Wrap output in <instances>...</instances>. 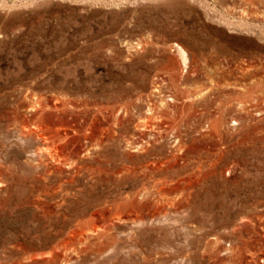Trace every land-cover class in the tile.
Returning a JSON list of instances; mask_svg holds the SVG:
<instances>
[{
  "label": "rangeland",
  "instance_id": "1",
  "mask_svg": "<svg viewBox=\"0 0 264 264\" xmlns=\"http://www.w3.org/2000/svg\"><path fill=\"white\" fill-rule=\"evenodd\" d=\"M0 264H264V0H0Z\"/></svg>",
  "mask_w": 264,
  "mask_h": 264
}]
</instances>
